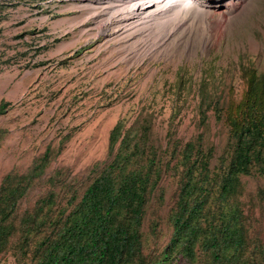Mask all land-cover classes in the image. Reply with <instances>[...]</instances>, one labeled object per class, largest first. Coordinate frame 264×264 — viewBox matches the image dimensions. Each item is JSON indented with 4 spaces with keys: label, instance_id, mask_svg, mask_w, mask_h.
I'll use <instances>...</instances> for the list:
<instances>
[{
    "label": "trees",
    "instance_id": "1",
    "mask_svg": "<svg viewBox=\"0 0 264 264\" xmlns=\"http://www.w3.org/2000/svg\"><path fill=\"white\" fill-rule=\"evenodd\" d=\"M45 1L0 0V21L6 10L41 8ZM240 78L237 99L221 101L199 89V132L185 142L169 132L163 148L154 140L151 114L140 113L130 124L125 116L116 120L105 159L84 178L66 167L46 174L68 136L47 144L25 169L8 170L0 178V258L13 264H264V182L249 193L241 179L264 181V68L241 64ZM8 107L0 100V116ZM209 110L226 128L217 155L204 132ZM167 180L173 185L168 202Z\"/></svg>",
    "mask_w": 264,
    "mask_h": 264
},
{
    "label": "rangeland",
    "instance_id": "2",
    "mask_svg": "<svg viewBox=\"0 0 264 264\" xmlns=\"http://www.w3.org/2000/svg\"><path fill=\"white\" fill-rule=\"evenodd\" d=\"M133 1L47 0L41 8L6 10L0 21V100L9 107L0 116V178L25 169L62 136L68 139L46 174L66 167L84 178L105 159L109 130L124 116L130 124L150 113L154 140L163 148L169 132L185 142L199 132L200 88L221 101L237 99L240 65L264 68V0H251L213 45V27L193 11L176 12L152 33L145 24L133 25ZM174 25L181 28L178 37L157 39ZM204 132L217 155L226 128L212 110ZM241 179L249 193L264 182ZM165 186L168 202L173 185L167 180ZM166 228L162 221L164 235ZM0 264L13 263L6 257Z\"/></svg>",
    "mask_w": 264,
    "mask_h": 264
},
{
    "label": "bare ground",
    "instance_id": "3",
    "mask_svg": "<svg viewBox=\"0 0 264 264\" xmlns=\"http://www.w3.org/2000/svg\"><path fill=\"white\" fill-rule=\"evenodd\" d=\"M250 1L251 0H159L158 2H153L152 0H136L133 1V3L131 2L134 6L133 10H135V19H133L132 24H145L147 27L146 30H149L161 21H169V18L173 20V18L177 16L176 12L186 13L187 11H193L204 17L209 25L213 27L214 41L211 43V45H213L214 42L218 41L222 33L230 28L236 18L245 12ZM183 15L181 14V17ZM179 28L180 26L177 25L165 28L160 31V33L157 32V39L176 38L179 36Z\"/></svg>",
    "mask_w": 264,
    "mask_h": 264
}]
</instances>
